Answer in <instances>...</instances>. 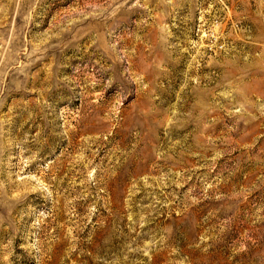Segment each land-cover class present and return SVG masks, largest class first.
<instances>
[{
    "label": "rangeland",
    "instance_id": "rangeland-1",
    "mask_svg": "<svg viewBox=\"0 0 264 264\" xmlns=\"http://www.w3.org/2000/svg\"><path fill=\"white\" fill-rule=\"evenodd\" d=\"M0 264H264V0H0Z\"/></svg>",
    "mask_w": 264,
    "mask_h": 264
}]
</instances>
